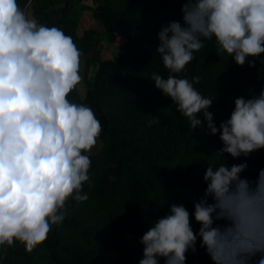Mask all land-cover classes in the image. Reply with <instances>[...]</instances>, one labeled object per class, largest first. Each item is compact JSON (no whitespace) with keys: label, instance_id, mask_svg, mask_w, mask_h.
Wrapping results in <instances>:
<instances>
[{"label":"clouds","instance_id":"obj_1","mask_svg":"<svg viewBox=\"0 0 264 264\" xmlns=\"http://www.w3.org/2000/svg\"><path fill=\"white\" fill-rule=\"evenodd\" d=\"M181 12L183 23L171 21L158 33L155 51L170 74L153 72L150 80L192 129L206 122L219 134L216 154L247 158L264 149V89L236 98L217 126L208 111L216 98L194 87L198 76L176 74L212 39L237 65L255 67L264 54V0H184ZM81 55L61 28L29 17L18 0H0V254L17 242L32 252L62 224L70 201L89 199L90 153L103 127L91 107L71 99L82 79ZM157 122L153 116L150 124ZM247 168L246 161L206 167L194 211L173 203L152 220L139 240L138 264H185L198 238L214 264H264V169L253 181L242 176Z\"/></svg>","mask_w":264,"mask_h":264},{"label":"trees","instance_id":"obj_2","mask_svg":"<svg viewBox=\"0 0 264 264\" xmlns=\"http://www.w3.org/2000/svg\"><path fill=\"white\" fill-rule=\"evenodd\" d=\"M94 1L92 10L102 30L81 36L70 2L59 6L58 0H18L23 8L31 5L39 23L70 35L81 56L88 57L71 99L91 107L103 131L101 147L90 153L92 186L84 185L89 199L70 201L68 215L42 244L28 252L17 242L6 255L0 254V264H138L143 255L139 240L152 220L164 216L173 203L194 211V201L206 188V167L246 161L242 176L253 181L264 169V149L238 159L216 154L223 146L219 134H210L206 122L192 129L150 80L153 72L164 78L170 74L155 51L158 33L171 21L183 23L184 0ZM109 33L122 44L117 54L96 59L99 39ZM176 75L200 78L194 87L216 98L208 111L219 126L230 117L236 98H250V92L258 95L264 89V54L255 67L247 62L239 66L219 50L215 39L206 40L185 71ZM82 83L85 93L80 91ZM153 116L158 122L150 124ZM199 227L193 217V231ZM196 248L195 254L186 253L185 264H214L199 238Z\"/></svg>","mask_w":264,"mask_h":264},{"label":"rangeland","instance_id":"obj_3","mask_svg":"<svg viewBox=\"0 0 264 264\" xmlns=\"http://www.w3.org/2000/svg\"><path fill=\"white\" fill-rule=\"evenodd\" d=\"M59 6H63L65 3L70 2V6L73 15L79 18V35H83L85 31L91 30L94 34L101 32L102 27L96 19V16L92 10L96 6L94 0H58ZM122 44L121 40L114 41L112 35L109 33L106 36H101L99 39V44L96 47V59L98 57L104 58L117 54V48ZM88 58V57H87ZM87 58L81 56V71L84 73L85 64ZM94 70H91V75H93ZM80 91L85 93L86 85L82 83L80 85ZM101 141L98 139L97 144L93 147L91 152H97L101 147Z\"/></svg>","mask_w":264,"mask_h":264},{"label":"built area","instance_id":"obj_4","mask_svg":"<svg viewBox=\"0 0 264 264\" xmlns=\"http://www.w3.org/2000/svg\"><path fill=\"white\" fill-rule=\"evenodd\" d=\"M25 11H26V13L28 14L29 17H32L33 18V16H32V8H31V5L30 4H28L25 7Z\"/></svg>","mask_w":264,"mask_h":264}]
</instances>
